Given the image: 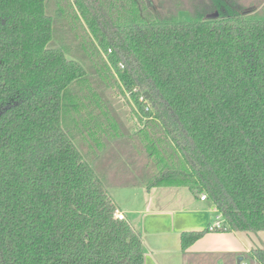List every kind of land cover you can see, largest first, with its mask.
<instances>
[{
  "label": "trees",
  "instance_id": "16d2710c",
  "mask_svg": "<svg viewBox=\"0 0 264 264\" xmlns=\"http://www.w3.org/2000/svg\"><path fill=\"white\" fill-rule=\"evenodd\" d=\"M160 2L0 0V264H144L113 187L186 188L219 232L264 231V0Z\"/></svg>",
  "mask_w": 264,
  "mask_h": 264
},
{
  "label": "crops",
  "instance_id": "0c3cea01",
  "mask_svg": "<svg viewBox=\"0 0 264 264\" xmlns=\"http://www.w3.org/2000/svg\"><path fill=\"white\" fill-rule=\"evenodd\" d=\"M153 190L155 189L146 190V195L150 196ZM174 196L176 199H161L160 204L156 200L154 202L153 198L147 197L144 200L145 207L137 209L125 208L114 202L117 210L124 214L125 220L140 234L144 264L148 257L153 264H168L164 261L165 255L178 249L181 251V256L192 258L189 264H237L238 259H241L240 264H259L252 251H264V231L207 232L215 208L213 204L209 200L201 201L200 195H197L198 200L186 199L185 193L180 192ZM134 214L139 216L140 221L144 215L145 224L133 218ZM128 215L132 217L128 218ZM184 232H203V235L182 251L180 237ZM144 234L153 239V243L148 244V254L145 253ZM170 235H174L173 245H167L166 241L163 244L161 239Z\"/></svg>",
  "mask_w": 264,
  "mask_h": 264
},
{
  "label": "rangeland",
  "instance_id": "374dc122",
  "mask_svg": "<svg viewBox=\"0 0 264 264\" xmlns=\"http://www.w3.org/2000/svg\"><path fill=\"white\" fill-rule=\"evenodd\" d=\"M162 2L164 0H151L154 8L157 10L158 13H161L162 10H166L165 8H162L160 6L159 2ZM182 1L183 3L188 1V0H179ZM160 2V3H161ZM164 5V4H163ZM165 6V5H164ZM186 7V6H185ZM178 18L181 21H187L190 18V11H184L181 9L178 13ZM107 98L110 100L112 103V106L116 110L118 116L120 117L121 121L124 123L125 127L131 131L135 132L138 127L139 123L137 122V119L135 115L132 113L130 106L124 101V99L121 97V95L118 93L117 90L111 89L106 92ZM117 153V149L114 150V152H110L107 154L105 157L99 160L97 164V169L100 171H105L108 168V165L114 158V154ZM134 171V170H133ZM135 174V171H134ZM136 178L130 179V181L136 182ZM109 194L111 195L112 199L114 202H116L118 205L125 207V208H140V207H145V199L147 197L153 198L154 202L155 200L160 204L161 199L162 200H171L172 198H175V194L177 193H185V198L189 200H198V196L194 195L192 192H190L188 189L183 188V189H175V188H156L155 190L152 191V194L150 196L146 195V190L143 186H133V187H113L108 189ZM206 209V208H203ZM136 220H138L140 223H144V218L142 215L141 221L139 220V216L134 214L133 215ZM132 217V215H128V218ZM143 218V219H142ZM151 221V218H150ZM145 224V223H144ZM177 230V229H175ZM160 241L159 239H157ZM143 241L146 245L145 253L148 254V244L153 243V239L150 237H147V234L143 235ZM161 241L167 242V245H173L174 241V235L167 236L166 238L161 239ZM166 259L164 260L168 264H189L190 260L192 258L188 259L183 256H181V251L175 250L173 252H170L168 255H165ZM196 260V259H195ZM146 264H153V261L150 262V258H146L145 260Z\"/></svg>",
  "mask_w": 264,
  "mask_h": 264
},
{
  "label": "built area",
  "instance_id": "2783aa9c",
  "mask_svg": "<svg viewBox=\"0 0 264 264\" xmlns=\"http://www.w3.org/2000/svg\"><path fill=\"white\" fill-rule=\"evenodd\" d=\"M119 67L122 68V65L119 64ZM140 100L142 101L143 100V97L140 98ZM199 199L201 201H204V200H207V197H206L205 194H200ZM113 218L115 220H119V221H124L125 220L124 214L122 212L118 211V210H116L114 212ZM223 229H224V226H223V218H222V215H221V213L216 208H214L213 209L212 221H211V223L207 227V232H217V231H222ZM241 264H244V263H241Z\"/></svg>",
  "mask_w": 264,
  "mask_h": 264
},
{
  "label": "water",
  "instance_id": "95a60500",
  "mask_svg": "<svg viewBox=\"0 0 264 264\" xmlns=\"http://www.w3.org/2000/svg\"><path fill=\"white\" fill-rule=\"evenodd\" d=\"M240 260H241V259H238L237 264H240Z\"/></svg>",
  "mask_w": 264,
  "mask_h": 264
}]
</instances>
